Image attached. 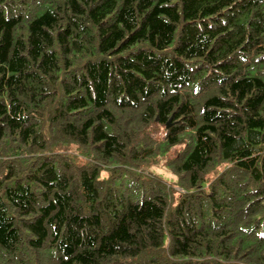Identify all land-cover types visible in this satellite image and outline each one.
<instances>
[{
	"label": "trees",
	"instance_id": "trees-1",
	"mask_svg": "<svg viewBox=\"0 0 264 264\" xmlns=\"http://www.w3.org/2000/svg\"><path fill=\"white\" fill-rule=\"evenodd\" d=\"M0 264H264V0H0Z\"/></svg>",
	"mask_w": 264,
	"mask_h": 264
},
{
	"label": "rangeland",
	"instance_id": "rangeland-1",
	"mask_svg": "<svg viewBox=\"0 0 264 264\" xmlns=\"http://www.w3.org/2000/svg\"><path fill=\"white\" fill-rule=\"evenodd\" d=\"M150 169L155 170L157 173L161 174L165 179L173 178V174L170 172V170L164 168L162 165H153Z\"/></svg>",
	"mask_w": 264,
	"mask_h": 264
}]
</instances>
